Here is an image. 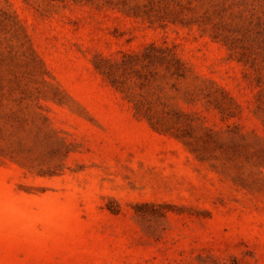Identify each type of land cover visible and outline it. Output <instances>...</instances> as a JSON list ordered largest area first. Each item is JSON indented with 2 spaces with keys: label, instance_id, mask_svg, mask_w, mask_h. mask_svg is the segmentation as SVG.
Masks as SVG:
<instances>
[{
  "label": "rangeland",
  "instance_id": "rangeland-1",
  "mask_svg": "<svg viewBox=\"0 0 264 264\" xmlns=\"http://www.w3.org/2000/svg\"><path fill=\"white\" fill-rule=\"evenodd\" d=\"M0 264H264V0H0Z\"/></svg>",
  "mask_w": 264,
  "mask_h": 264
}]
</instances>
